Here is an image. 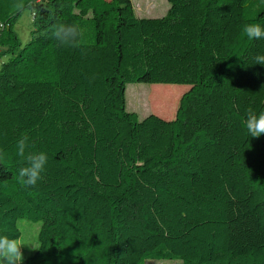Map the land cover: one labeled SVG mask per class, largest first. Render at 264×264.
Returning a JSON list of instances; mask_svg holds the SVG:
<instances>
[{
    "label": "trees",
    "instance_id": "obj_1",
    "mask_svg": "<svg viewBox=\"0 0 264 264\" xmlns=\"http://www.w3.org/2000/svg\"><path fill=\"white\" fill-rule=\"evenodd\" d=\"M139 18L131 0H0V235L41 223L28 264H264V136L245 111H264V0H167ZM33 14L22 48L14 23ZM77 24L65 46L53 26ZM129 84L180 85L176 117L138 120ZM167 118L174 102L149 95ZM28 135L48 155L34 187L14 155Z\"/></svg>",
    "mask_w": 264,
    "mask_h": 264
},
{
    "label": "clouds",
    "instance_id": "obj_2",
    "mask_svg": "<svg viewBox=\"0 0 264 264\" xmlns=\"http://www.w3.org/2000/svg\"><path fill=\"white\" fill-rule=\"evenodd\" d=\"M52 37L65 46H76L83 38V30L77 24L59 23L53 26ZM242 37L247 40H264V27L259 23L249 22L242 26ZM264 65V54L253 57L252 65ZM244 127L246 134L253 138L264 136V111L257 112L252 107L245 111ZM14 155L20 164L18 181L24 187H34L44 178L48 155L44 151L35 150V144L28 135L17 138ZM7 151L0 148V160L6 159ZM26 247L23 242L8 235H0V264H23Z\"/></svg>",
    "mask_w": 264,
    "mask_h": 264
},
{
    "label": "rangeland",
    "instance_id": "obj_3",
    "mask_svg": "<svg viewBox=\"0 0 264 264\" xmlns=\"http://www.w3.org/2000/svg\"><path fill=\"white\" fill-rule=\"evenodd\" d=\"M139 18H162L169 9L167 0H131ZM3 27L0 25V33ZM14 32L17 34L22 48L31 41V33L33 31V14L29 9L23 10L13 26ZM3 50L0 48V53ZM10 55H2L0 64L8 62ZM152 90L160 92L165 98L174 102L171 108V115L167 118L159 116L151 111L149 95ZM190 90L189 86L180 85H148V84H129L126 88V108L130 113H135L138 120H143L150 115H156L164 120H173L176 117L181 98ZM19 229L21 238L19 239L26 246L22 249L24 254L23 264L34 253L38 246V234L41 223H34L25 218L19 220ZM146 264H185L178 260H148Z\"/></svg>",
    "mask_w": 264,
    "mask_h": 264
},
{
    "label": "crops",
    "instance_id": "obj_4",
    "mask_svg": "<svg viewBox=\"0 0 264 264\" xmlns=\"http://www.w3.org/2000/svg\"><path fill=\"white\" fill-rule=\"evenodd\" d=\"M144 18H147V17H144Z\"/></svg>",
    "mask_w": 264,
    "mask_h": 264
}]
</instances>
